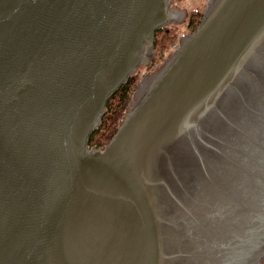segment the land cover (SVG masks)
<instances>
[{
  "label": "water",
  "instance_id": "water-1",
  "mask_svg": "<svg viewBox=\"0 0 264 264\" xmlns=\"http://www.w3.org/2000/svg\"><path fill=\"white\" fill-rule=\"evenodd\" d=\"M187 12L0 0V264H261L264 0H208L108 145H89L157 30Z\"/></svg>",
  "mask_w": 264,
  "mask_h": 264
},
{
  "label": "trees",
  "instance_id": "trees-1",
  "mask_svg": "<svg viewBox=\"0 0 264 264\" xmlns=\"http://www.w3.org/2000/svg\"><path fill=\"white\" fill-rule=\"evenodd\" d=\"M202 15L200 11L196 10V13L192 16L190 22H188V29H190L191 32L195 31L201 23ZM170 32L171 29L168 27H163L157 30L155 40V48L157 52L168 46V41L172 36L170 35ZM137 76L138 75L136 74L131 75L110 97L106 107L107 111L101 119L100 127L95 129L90 136V146L104 148L114 137L122 124L125 111L131 105V97L138 86L140 78Z\"/></svg>",
  "mask_w": 264,
  "mask_h": 264
},
{
  "label": "rangeland",
  "instance_id": "rangeland-1",
  "mask_svg": "<svg viewBox=\"0 0 264 264\" xmlns=\"http://www.w3.org/2000/svg\"><path fill=\"white\" fill-rule=\"evenodd\" d=\"M178 1H180V3L184 7L187 8V11L188 12H187L186 21L184 23L170 22L168 25H165L164 26V28L168 27L169 29H171L170 35H172V36L170 37V40L168 41V46L166 48L162 49L161 51H158L157 52V57L155 58V64H154V66H149L147 64V62H145V63H142L138 67V69L133 74L138 75L140 78L143 75H145L146 73H148L149 71H151L165 57V55L171 49H173L174 44L177 43L179 37L182 34H185V33H188V32L191 31L190 29H188V22H190L192 16L196 13V10L200 11L201 12V15L203 14L202 15V19H203L204 13L207 10V1L208 0H178ZM106 111H107V109H106ZM105 113H104V115H105ZM100 123H101V121H100ZM98 127H100V124L96 127V129Z\"/></svg>",
  "mask_w": 264,
  "mask_h": 264
},
{
  "label": "flooded vegetation",
  "instance_id": "flooded-vegetation-1",
  "mask_svg": "<svg viewBox=\"0 0 264 264\" xmlns=\"http://www.w3.org/2000/svg\"><path fill=\"white\" fill-rule=\"evenodd\" d=\"M176 11L177 12H179L180 14H181V12L179 11V9L177 8L176 9ZM181 16H183L182 14H181ZM189 34V33H188ZM150 55L147 57V59H146V62L148 63V65L149 66H154V64H155V58L157 57V51H156V48H154V51L152 52V53H149ZM160 68V67H159ZM158 68V69H159ZM158 69H156V70H158ZM156 70H154L153 72H155ZM152 71V70H151ZM152 72V73H153ZM190 161H191V166L189 167V170H190V173H189V176H190V178L192 179L191 181H192V183H194V180H195V178L196 177H198V175L200 174V172H199V168H198V166L196 165V163H195V160L193 159V158H190ZM217 174V173H216ZM188 176V174L186 173L185 174V177H187ZM219 222H221V221H217V223H219ZM197 237H205L206 239L207 238H215L216 239V241H217V239L219 238V236H218V234H215V235H210L209 233H207V232H200L197 236H196V239H197ZM197 242V241H196ZM194 245H196V243L194 244Z\"/></svg>",
  "mask_w": 264,
  "mask_h": 264
},
{
  "label": "built area",
  "instance_id": "built-area-1",
  "mask_svg": "<svg viewBox=\"0 0 264 264\" xmlns=\"http://www.w3.org/2000/svg\"><path fill=\"white\" fill-rule=\"evenodd\" d=\"M185 34H186V33H185ZM183 35H184V34H182V35L179 37L177 43L174 44V47H176V46L178 45V43H179V41H180V39H181V37H182ZM174 47H173V48H174ZM261 264H264V259L262 260Z\"/></svg>",
  "mask_w": 264,
  "mask_h": 264
}]
</instances>
